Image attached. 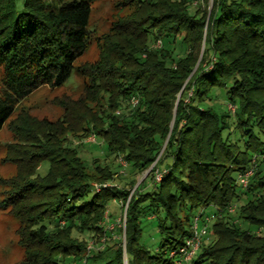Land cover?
<instances>
[{"label": "trees", "instance_id": "16d2710c", "mask_svg": "<svg viewBox=\"0 0 264 264\" xmlns=\"http://www.w3.org/2000/svg\"><path fill=\"white\" fill-rule=\"evenodd\" d=\"M114 1L128 13L97 60L76 66L96 0H0V131L36 89L73 70L83 80L77 99L59 103L61 118L23 113L14 125L24 145L0 208L16 222L18 264H123V254L126 264H172L194 218L207 237L189 264H264V160L246 187L237 182L264 152V0H212L209 12L207 0ZM176 42L179 54L168 50ZM90 135L107 154L88 168L72 140ZM157 157L160 181L134 187ZM114 177L117 186L93 189ZM113 200L126 204L123 245L106 240L122 234L103 225ZM153 218L149 250L139 220Z\"/></svg>", "mask_w": 264, "mask_h": 264}, {"label": "rangeland", "instance_id": "374dc122", "mask_svg": "<svg viewBox=\"0 0 264 264\" xmlns=\"http://www.w3.org/2000/svg\"><path fill=\"white\" fill-rule=\"evenodd\" d=\"M212 6V0H207L203 4V7L209 12ZM128 13L127 9L120 10L114 0H96L92 5V13L89 20L88 32H89V44L85 52L75 61V65L92 64L98 58L99 50L102 43V37L106 35L111 25L124 14ZM164 41V40H163ZM161 47V45H160ZM168 50L173 48L174 54H179L181 48L177 44L169 45ZM83 80L78 77L75 71H71L68 79L58 87L42 86L31 94H29L24 100L20 101L14 110V113L10 120L6 122L2 130L0 131V201L4 196L7 186L3 184L4 180L10 179L15 176L18 168V162L16 157L21 147L24 145L18 140V136L14 135V125L17 124L18 118L27 113L30 117H34L38 120H47L53 122L58 118H61L63 114L62 107L59 105L61 101H72L78 98L82 91ZM12 125V126H11ZM227 133V132H226ZM225 133V134H226ZM91 136V135H90ZM89 136V137H90ZM71 139V138H69ZM74 146L80 148L77 152L79 157L86 163L89 168L92 159H98L100 162L106 158L105 145L99 138H95L93 142H86V139L80 142L72 140ZM79 144V145H77ZM107 163L109 166L116 164L117 159L108 158ZM163 165V164H162ZM48 162L43 161L40 163L37 174L43 176L47 172ZM113 170V168H112ZM114 171V170H113ZM116 171L118 168L116 167ZM126 174V170L123 171ZM115 176V175H114ZM96 184V182H93ZM117 177H114L113 181L107 182L109 185L117 186ZM144 183V190H149L152 186V180L150 174L147 171L135 176V186ZM133 187V188H134ZM118 188V187H117ZM133 193V189L129 191V195ZM130 197V196H129ZM120 201L113 200L108 204L107 216L104 218L105 229H121L122 234L119 238L118 234L113 232L112 238H106L111 244L113 241L121 240L124 244V228L122 225V214L124 209H120ZM122 210V211H121ZM140 238L139 242L144 244L149 250H153L158 243V235L156 232L155 219H140ZM16 222L11 218L5 210L0 208V264H18L22 258L23 252L17 245V239L15 235ZM92 235L90 234V237ZM83 237V236H82ZM93 240V239H92ZM106 261H101L98 264H105ZM126 264V259H125Z\"/></svg>", "mask_w": 264, "mask_h": 264}, {"label": "built area", "instance_id": "2783aa9c", "mask_svg": "<svg viewBox=\"0 0 264 264\" xmlns=\"http://www.w3.org/2000/svg\"><path fill=\"white\" fill-rule=\"evenodd\" d=\"M159 46V42L156 43L155 47ZM131 104L135 105L136 104V100L134 98L131 99ZM229 109H233L231 107H228ZM94 141V136L91 135L90 137H88L86 139V142H93ZM257 158L264 160V152L258 156L253 157L252 158V164L251 166L246 169L243 173H241L240 175H238L237 177V182L240 185L241 188H244L247 186V182L249 177L252 175L253 170L255 169V163ZM158 157L154 160L153 163H151V166L149 167L148 171L152 169V167L154 166V164H156ZM119 165H121V167H125L126 164L119 159ZM123 168L120 171L121 174H123ZM161 171H159L158 169L154 168L151 171V177L152 181L154 183H157L160 181L161 176H162ZM92 187L95 191H98L100 189V187L105 188V187H110V184L108 185L107 183H104L99 185V184H92ZM121 209L123 211L122 214V225L120 224V226H122V228H124V221H125V209H126V204L124 206H120ZM234 209V206L229 207L227 210L229 212H232V210ZM121 210V211H122ZM204 219L206 221H210L213 220V215L210 216H205ZM112 229V227H110V230ZM192 234L189 238L185 239L183 242V245H181L180 247H178L175 251L170 252L169 257L172 259V264H189L191 259L193 258V256L195 255V253L197 252L199 246L201 245L202 241L204 239H206L207 235H206V229L205 226H199L198 222H197V218H194V222H193V227H192ZM103 238L101 239V242H103ZM94 245L92 243H89V245L86 247V250L89 251L90 249H93ZM123 264H125V255L123 254Z\"/></svg>", "mask_w": 264, "mask_h": 264}]
</instances>
